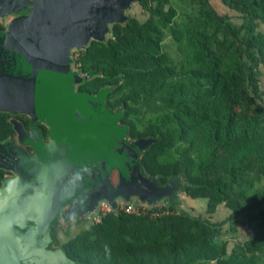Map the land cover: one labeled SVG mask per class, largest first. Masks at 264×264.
I'll return each instance as SVG.
<instances>
[{"label": "trees", "instance_id": "trees-1", "mask_svg": "<svg viewBox=\"0 0 264 264\" xmlns=\"http://www.w3.org/2000/svg\"><path fill=\"white\" fill-rule=\"evenodd\" d=\"M138 5L144 20L129 16L80 51L94 76L81 88L108 93L128 138L155 140L146 176L159 186L182 176L180 192L229 216L213 222L166 201L168 214L111 213L63 244L56 220L49 249L76 264H264V0Z\"/></svg>", "mask_w": 264, "mask_h": 264}, {"label": "water", "instance_id": "water-1", "mask_svg": "<svg viewBox=\"0 0 264 264\" xmlns=\"http://www.w3.org/2000/svg\"><path fill=\"white\" fill-rule=\"evenodd\" d=\"M139 2L0 0V22L8 21L0 31V110L49 125L53 137L38 141L33 156L17 153L7 168L16 176L0 189V264H76L49 249L52 225L69 203L63 224L87 219L103 202L117 210L119 199L181 207L182 176L159 186L143 171L142 155L155 140L129 139L122 112L105 106L107 92L93 97L73 87L83 78L72 68L71 51L104 42ZM88 187L97 190L86 195Z\"/></svg>", "mask_w": 264, "mask_h": 264}, {"label": "flooded vegetation", "instance_id": "flooded-vegetation-1", "mask_svg": "<svg viewBox=\"0 0 264 264\" xmlns=\"http://www.w3.org/2000/svg\"><path fill=\"white\" fill-rule=\"evenodd\" d=\"M1 24L5 28L6 23ZM80 54L81 53L79 52L77 58L72 59V62H74L73 70L79 74L80 78H83V82L74 84L73 87L76 91L82 94H87L96 97L104 91L101 90L98 93H90L89 91L81 88L87 82L91 81L94 76L93 74L89 73L84 74L80 70L81 64L78 62ZM111 112L114 113V111ZM52 140V128L49 125L45 123L36 122L24 113H12L0 110V165L3 166L0 167V189L4 187L7 181L15 178L16 176L11 169L7 168L15 165V163L18 161V157L16 156L17 153H24L27 156H33L36 153L35 145L38 143V141H41L44 144H48ZM111 182L113 184V189L116 190L118 185L115 173H112L111 175ZM87 186L92 185L90 184ZM87 189L89 190L86 192V195H91L92 193H94V191L97 190V188L93 187H88ZM71 206L72 204L69 203L68 205L63 207L62 211L59 213L57 218V227L59 225H64L62 223L63 218L65 217ZM92 216L93 215H90L87 219L84 220H86L87 222L88 220L91 221ZM79 219L82 218H76L71 220L77 221ZM52 250L55 251L58 249Z\"/></svg>", "mask_w": 264, "mask_h": 264}, {"label": "rangeland", "instance_id": "rangeland-1", "mask_svg": "<svg viewBox=\"0 0 264 264\" xmlns=\"http://www.w3.org/2000/svg\"><path fill=\"white\" fill-rule=\"evenodd\" d=\"M212 2H215L216 4L219 5V1L220 0H211ZM218 10L220 13H223V7L220 5L218 7ZM127 14L129 16H138V18L144 20L146 18V14L143 13V10L141 9V7L138 4H135L132 9L127 12ZM9 20V19H8ZM8 22V21H7ZM6 21L4 23H7ZM111 36L108 35V37ZM107 37V38H108ZM80 51L77 50H72L71 51V57L72 59H76L77 55ZM72 68H74V62H72ZM117 176V174H116ZM132 201H137L136 199H133ZM119 202H123L122 199H119ZM165 200L161 201L158 205L160 204H165ZM181 207L183 209H187L189 210L193 215H200L203 218H208L211 217L213 222H217V221H222L224 219H226L229 216V211L227 209H225L224 207H221L216 214H214L213 216L209 215L206 213V201L204 200H191L188 197H186V195L184 193H182L181 195ZM147 207H149L148 205H146ZM89 221L87 222L84 219H79V220H70L68 221L66 224L64 225H59L56 229H57V236L59 241L63 244L65 242L68 241V239L70 237L75 236L76 234H78L81 230H83L87 225H88ZM91 223V221H90Z\"/></svg>", "mask_w": 264, "mask_h": 264}, {"label": "built area", "instance_id": "built-area-1", "mask_svg": "<svg viewBox=\"0 0 264 264\" xmlns=\"http://www.w3.org/2000/svg\"><path fill=\"white\" fill-rule=\"evenodd\" d=\"M78 56V55H77ZM166 204H160L162 211H151L150 207L146 205H142L137 201L132 202H118L117 210H114L109 203L103 202L97 212L92 216L91 222L92 224H99L102 221V217L107 216L108 214H127V215H150L152 218H157L162 215L168 214V210H164L163 207Z\"/></svg>", "mask_w": 264, "mask_h": 264}]
</instances>
